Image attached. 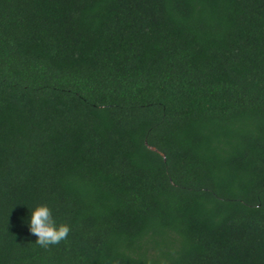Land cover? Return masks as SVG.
<instances>
[{
  "label": "trees",
  "instance_id": "trees-1",
  "mask_svg": "<svg viewBox=\"0 0 264 264\" xmlns=\"http://www.w3.org/2000/svg\"><path fill=\"white\" fill-rule=\"evenodd\" d=\"M0 264H264V0H0Z\"/></svg>",
  "mask_w": 264,
  "mask_h": 264
},
{
  "label": "clouds",
  "instance_id": "clouds-1",
  "mask_svg": "<svg viewBox=\"0 0 264 264\" xmlns=\"http://www.w3.org/2000/svg\"><path fill=\"white\" fill-rule=\"evenodd\" d=\"M27 226L36 237L35 243L44 249L60 244L71 231L68 224H57L51 208L46 204L37 205L31 210Z\"/></svg>",
  "mask_w": 264,
  "mask_h": 264
}]
</instances>
